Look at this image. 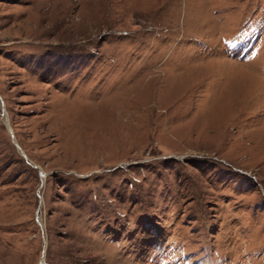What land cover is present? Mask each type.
<instances>
[{
	"label": "rangeland",
	"instance_id": "1",
	"mask_svg": "<svg viewBox=\"0 0 264 264\" xmlns=\"http://www.w3.org/2000/svg\"><path fill=\"white\" fill-rule=\"evenodd\" d=\"M0 97V264H264V0H0Z\"/></svg>",
	"mask_w": 264,
	"mask_h": 264
},
{
	"label": "water",
	"instance_id": "2",
	"mask_svg": "<svg viewBox=\"0 0 264 264\" xmlns=\"http://www.w3.org/2000/svg\"><path fill=\"white\" fill-rule=\"evenodd\" d=\"M0 100H1V97H0ZM3 109H4V106H3ZM6 124H7V127H8L9 132H10L11 135H12V138H13V141H14L15 146L17 147V150L20 152V154H21L25 159H27V157H26L25 153L23 152V150L21 149V147L19 146V144L15 141V138H14V136H13V131H12V129H11V127H10V125H9L7 119H6ZM39 173H40L41 178H42L43 176H45V174L43 173V171H41L40 169H39Z\"/></svg>",
	"mask_w": 264,
	"mask_h": 264
},
{
	"label": "bare ground",
	"instance_id": "3",
	"mask_svg": "<svg viewBox=\"0 0 264 264\" xmlns=\"http://www.w3.org/2000/svg\"><path fill=\"white\" fill-rule=\"evenodd\" d=\"M43 177H44V176H43ZM43 177H42V178H43Z\"/></svg>",
	"mask_w": 264,
	"mask_h": 264
}]
</instances>
